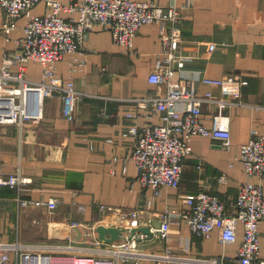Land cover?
<instances>
[{"label":"crops","instance_id":"crops-1","mask_svg":"<svg viewBox=\"0 0 264 264\" xmlns=\"http://www.w3.org/2000/svg\"><path fill=\"white\" fill-rule=\"evenodd\" d=\"M147 1L162 5L175 2L181 10L178 53L184 59L177 62V78L190 79L199 94L211 91L217 97L222 96L221 87L206 83V77L233 76L249 81L242 87L238 103L225 109L231 119V146L194 136L193 152L184 160L179 187L164 186L155 195L153 187L143 186L135 162L129 159L134 137L124 133L135 119L126 112L139 111L137 121L142 125L160 122V114L152 105L141 107L134 99L167 89L149 81L163 49L160 26L144 24L135 37L133 52L117 44L109 30L97 26L81 51L66 54L52 66L57 77L73 80L82 93L73 119L66 117L63 96L56 92L45 97L40 118L28 119L22 125L0 121L3 171L8 174L20 168L31 178L24 197L58 200L55 209L21 206L17 190L0 185V242L36 243L49 251L53 244L72 243L77 248L51 251L63 254L66 261L74 255H102L99 249L104 244L88 241L101 239L97 227L116 226L128 220L123 218L126 212L138 209L141 226H149L152 234L138 240L137 251L147 254L135 256L132 264H204L197 259L220 255L229 259L238 253L244 237L242 224L232 243L221 241L219 229L198 236L177 217L171 222L168 238H162L157 229L170 210L184 207L187 193H216L233 209L240 183L261 180L245 171L241 145L250 139L252 129L264 133V0ZM46 8V2L41 1L33 12L42 14ZM3 20L0 9V66L6 52L17 50L26 18L19 19L9 38L1 29ZM11 67L16 70L17 64ZM44 72L41 62L31 61L25 76L30 83H37L45 77ZM217 111L215 103L203 105L207 125L212 124L211 117ZM75 220L83 224L72 225ZM260 233L264 257V220ZM168 248L183 258H166L163 255ZM12 264H16L15 251Z\"/></svg>","mask_w":264,"mask_h":264},{"label":"built area","instance_id":"built-area-1","mask_svg":"<svg viewBox=\"0 0 264 264\" xmlns=\"http://www.w3.org/2000/svg\"><path fill=\"white\" fill-rule=\"evenodd\" d=\"M41 1L46 2L45 13H34V7ZM0 9L4 13L1 29L7 38L18 27L19 19L26 18L24 35L17 40V50L6 52L0 66V96L3 97L0 99V121L22 125L28 119L40 118L45 97L56 92L63 96L66 117L73 119L82 93L73 80L57 77L53 64L66 54L81 51L89 33L97 26L109 30L117 44L133 52L139 29L144 24L155 23L160 26L163 49L149 81L158 87L165 85L167 89L164 93L158 91L155 95L134 99L141 107L152 105L154 112L160 114V122L142 125L137 121L140 112L130 110L126 115L135 121L124 133L134 137L129 159L137 166L140 182L143 186L153 187L155 195L160 194L164 186L179 187L184 160L193 152L191 141L194 136L210 137L226 148L231 146V119L225 109L238 103L242 87L249 81L233 76L206 77V83L221 87L222 96L217 97L211 91L199 94L190 79L176 77L180 69L177 62L184 57L178 53L182 13L175 2L162 5L147 0H0ZM31 61L41 62L45 67V77L37 83H30L25 76ZM14 63L17 64L16 70L11 67ZM229 95L232 98L227 97ZM207 102L218 107L211 117V125H207L203 118V105ZM241 160L247 174L261 180L248 179L240 183L233 209L216 193L207 190L187 193L183 196L184 207L167 213L157 229L159 235L168 238L171 222L177 217L185 220L198 236L205 237L219 229L221 241L232 243L236 242L239 224H242L244 237L235 256L229 259L226 255L210 256L197 260L204 264H264L260 233V223L264 220L263 132L252 129L250 139L241 145ZM29 182L31 178L25 177L20 168L7 174L0 165V185L16 189L21 206L46 205L50 209L58 206L56 198L24 197L23 191ZM140 217L138 209L123 215L128 220L116 225L123 229L121 239L110 242L88 240L104 244L99 249L102 255H74L66 261L63 254L51 251L77 248L72 243L46 245L50 246L49 251L36 243L0 242V264H12V251L16 252V264H132L135 256L147 254L137 251L138 240L146 233L131 232L132 228L141 226ZM81 224L83 221L72 222L74 226ZM163 256L170 260L183 258L174 256L169 248Z\"/></svg>","mask_w":264,"mask_h":264},{"label":"water","instance_id":"water-1","mask_svg":"<svg viewBox=\"0 0 264 264\" xmlns=\"http://www.w3.org/2000/svg\"><path fill=\"white\" fill-rule=\"evenodd\" d=\"M97 230L100 234V238L104 239L107 242L115 241L122 238L123 229L118 226H106L101 224L97 227ZM131 232L133 234L137 232L152 234L151 228L149 226L134 227L131 229Z\"/></svg>","mask_w":264,"mask_h":264}]
</instances>
